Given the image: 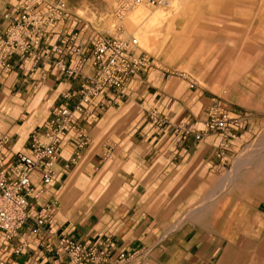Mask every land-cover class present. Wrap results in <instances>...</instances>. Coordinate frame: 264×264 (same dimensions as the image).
Returning <instances> with one entry per match:
<instances>
[{"label": "crops", "instance_id": "obj_1", "mask_svg": "<svg viewBox=\"0 0 264 264\" xmlns=\"http://www.w3.org/2000/svg\"><path fill=\"white\" fill-rule=\"evenodd\" d=\"M13 2L0 0V37L2 16ZM153 25L139 31L149 43L146 52ZM80 45L86 60L70 75L57 63L72 69L76 57L57 35L33 49L35 61L6 57L8 68L0 70L6 164L14 152H27L33 135L42 139L53 108H71L77 100L68 95L92 73L89 46L82 39ZM152 65L122 95L106 90L90 98L88 119L74 115L72 129L58 143L51 183L35 203L36 210L55 207L50 223L32 234L27 221L8 240L0 233V264H63L55 251L61 238H107L111 259L126 256L121 264H264V174L241 180L236 168L243 165L248 173L251 166L244 159L233 162L254 140L250 122L219 110L227 118L225 135L195 141L183 132L202 127L207 102L201 94L176 98L177 83ZM32 182L37 184V174Z\"/></svg>", "mask_w": 264, "mask_h": 264}, {"label": "rangeland", "instance_id": "obj_2", "mask_svg": "<svg viewBox=\"0 0 264 264\" xmlns=\"http://www.w3.org/2000/svg\"><path fill=\"white\" fill-rule=\"evenodd\" d=\"M65 3L70 16L66 29L86 42L120 34L138 42L143 36L139 31L157 21L150 30L149 51L141 41L140 50L177 83L176 98L194 100L201 94L208 107L204 119L215 106L235 113L240 123L250 122L254 140L233 162L244 159L252 172L240 165L236 174L241 180L264 174V0H161L157 6L129 8L120 19L115 0ZM226 178H221L224 188Z\"/></svg>", "mask_w": 264, "mask_h": 264}, {"label": "built area", "instance_id": "obj_3", "mask_svg": "<svg viewBox=\"0 0 264 264\" xmlns=\"http://www.w3.org/2000/svg\"><path fill=\"white\" fill-rule=\"evenodd\" d=\"M160 3L161 0H115V17L120 19L126 10L138 5L153 7ZM2 19L4 26L0 37V70H7L5 60L9 55L22 61H35L33 49L49 34L57 35L63 49L70 56L76 57L72 69L58 62L60 72L70 75L85 63L79 35L74 30L63 33L70 22L65 0H14ZM116 29L120 30L121 27L117 26ZM87 45L92 73L75 94L68 95V98L77 97L71 108L59 106L51 110L48 121L42 127V139L33 135L27 152H14L12 162L6 164L1 151L8 141L5 136L0 137V233L6 240L27 221L32 223V234L38 233L50 223L55 207L47 204L36 210L35 203L51 183L58 143L72 129L74 115L88 119L90 115L87 105L90 98L106 90H114L122 95L131 80L153 66L132 36H94L89 38ZM226 123V116L212 106L200 129L185 130L183 133L192 134L195 141L211 133L224 136ZM82 145L84 140L79 137L78 147ZM33 174H37V184L32 182ZM55 251L65 258L63 264H121L126 259L122 253L111 259L112 245L107 238L81 241L61 238Z\"/></svg>", "mask_w": 264, "mask_h": 264}, {"label": "bare ground", "instance_id": "obj_4", "mask_svg": "<svg viewBox=\"0 0 264 264\" xmlns=\"http://www.w3.org/2000/svg\"><path fill=\"white\" fill-rule=\"evenodd\" d=\"M156 21V20H155ZM148 29V28H147ZM140 36V35H139ZM146 35H143L142 37H140L139 39V41H141V46L144 48V43L146 42V44L148 45V47H149V43L147 42V39H145L146 37H145ZM145 37V38H144ZM138 41V42H139Z\"/></svg>", "mask_w": 264, "mask_h": 264}]
</instances>
